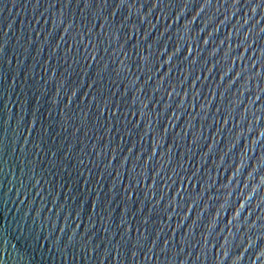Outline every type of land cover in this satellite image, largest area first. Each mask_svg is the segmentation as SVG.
Listing matches in <instances>:
<instances>
[{"label":"water","instance_id":"obj_1","mask_svg":"<svg viewBox=\"0 0 264 264\" xmlns=\"http://www.w3.org/2000/svg\"><path fill=\"white\" fill-rule=\"evenodd\" d=\"M0 264H264V0H0Z\"/></svg>","mask_w":264,"mask_h":264}]
</instances>
